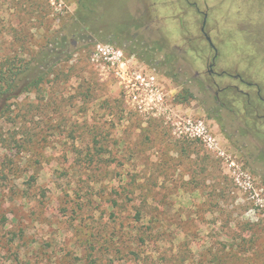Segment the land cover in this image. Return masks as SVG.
Instances as JSON below:
<instances>
[{
    "label": "rangeland",
    "instance_id": "obj_1",
    "mask_svg": "<svg viewBox=\"0 0 264 264\" xmlns=\"http://www.w3.org/2000/svg\"><path fill=\"white\" fill-rule=\"evenodd\" d=\"M203 13L215 70L264 93V0H0V62H29L19 86L44 75L0 100V264H264V137L207 101ZM97 44L154 72L205 140L135 111Z\"/></svg>",
    "mask_w": 264,
    "mask_h": 264
},
{
    "label": "built area",
    "instance_id": "obj_2",
    "mask_svg": "<svg viewBox=\"0 0 264 264\" xmlns=\"http://www.w3.org/2000/svg\"><path fill=\"white\" fill-rule=\"evenodd\" d=\"M91 60L101 69H104L102 67L107 63L115 66L114 73L118 78L124 100L141 114L166 115L169 120L171 119L173 134L177 138H203L208 134L207 125L203 120L177 117L173 109L165 107L164 93L155 73L143 68L133 57H126L121 49L110 44H97Z\"/></svg>",
    "mask_w": 264,
    "mask_h": 264
},
{
    "label": "flooded vegetation",
    "instance_id": "obj_3",
    "mask_svg": "<svg viewBox=\"0 0 264 264\" xmlns=\"http://www.w3.org/2000/svg\"><path fill=\"white\" fill-rule=\"evenodd\" d=\"M206 16V13L202 14V21ZM202 22L200 25L201 35L207 39L208 33L205 30V25L202 30ZM210 45V50L213 53L210 58H205V75L212 78L210 82L208 79L203 81L204 90L208 91V99L207 101H211L213 104V108L221 107L228 108L230 111H233L237 116L242 115L240 118L241 124L243 127H247L248 131L253 133L255 137L263 138L264 137V93L259 82L252 81L246 79L241 75V73H228L225 70H221L220 72L215 70L216 64V50L213 47L212 43L208 41ZM199 72H196L195 75H198ZM227 75L232 77L238 81L237 84H226L222 87L216 83L213 79L214 76ZM244 85L245 87H241ZM214 88V89H213ZM232 91V96H228L226 94L229 91ZM229 102L237 103L238 111L236 109L230 107ZM255 125L250 126L248 123Z\"/></svg>",
    "mask_w": 264,
    "mask_h": 264
},
{
    "label": "trees",
    "instance_id": "obj_4",
    "mask_svg": "<svg viewBox=\"0 0 264 264\" xmlns=\"http://www.w3.org/2000/svg\"><path fill=\"white\" fill-rule=\"evenodd\" d=\"M64 47L66 50L69 48L67 45H64ZM144 53L146 56L142 55L139 59L147 65L153 64L155 59L152 49L146 50V48H144ZM163 62L165 61L160 63L167 67L165 70L166 75L171 77V65ZM30 68L29 62L24 61L23 57L17 58L16 55L4 57L0 62V100L3 98L4 100L13 98L27 89L38 86L42 82L44 75L43 72H39L37 75L29 73V77L26 79L24 78L20 86L17 84V80L22 79V75L29 72L27 70ZM190 97H192V92L188 88H184L183 92L177 93L175 99L181 102Z\"/></svg>",
    "mask_w": 264,
    "mask_h": 264
},
{
    "label": "water",
    "instance_id": "obj_5",
    "mask_svg": "<svg viewBox=\"0 0 264 264\" xmlns=\"http://www.w3.org/2000/svg\"><path fill=\"white\" fill-rule=\"evenodd\" d=\"M205 15H204V18H203V21H202V30H203V28H204V25H205ZM207 39H208V41L211 43V40H210V38H209V36H207Z\"/></svg>",
    "mask_w": 264,
    "mask_h": 264
}]
</instances>
